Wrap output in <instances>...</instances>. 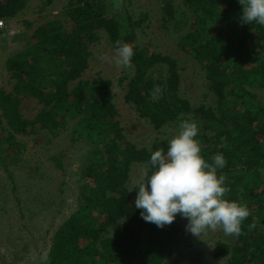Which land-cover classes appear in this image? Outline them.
<instances>
[{
  "label": "trees",
  "instance_id": "16d2710c",
  "mask_svg": "<svg viewBox=\"0 0 264 264\" xmlns=\"http://www.w3.org/2000/svg\"><path fill=\"white\" fill-rule=\"evenodd\" d=\"M29 2L0 0V14L12 20ZM184 2L192 19L184 22L189 29L178 44L206 71L216 108L194 107L180 95L175 57L138 46L133 47L134 74L125 97L157 130L195 121L205 158L223 153L227 164L220 174L231 189L226 196L245 203L250 215L234 244L218 241L213 255L228 258L227 264H264V98L258 92L264 90V26L241 23L239 0ZM113 3L121 4L68 0L64 13L72 24H41L6 62L16 83L12 92L0 90V130L3 126L6 131L0 132V164L10 179L14 181L10 163L23 151L18 135L41 129L57 135L74 121L72 144L90 145L82 162L78 207L56 230L46 264H163L175 246L191 244L183 229L187 219L178 215L164 228L145 222L127 187L132 164L146 166L152 152L166 149L169 139L138 147L125 135L112 81L101 78L90 84L81 79L100 29L115 49L117 41L132 45L136 39L131 15L117 13ZM163 11L166 23L174 17L173 3L164 2ZM122 19L128 21L126 30ZM28 96L43 104L32 119L20 109Z\"/></svg>",
  "mask_w": 264,
  "mask_h": 264
},
{
  "label": "rangeland",
  "instance_id": "374dc122",
  "mask_svg": "<svg viewBox=\"0 0 264 264\" xmlns=\"http://www.w3.org/2000/svg\"><path fill=\"white\" fill-rule=\"evenodd\" d=\"M113 3L117 13L131 15L136 39L132 47L148 48L178 60L181 85L179 93L188 98L194 107L202 104L216 108L217 97L210 89L206 71L196 59L179 47L180 37L189 29L190 10L184 0H119ZM171 1L174 17L165 23L163 4ZM68 0H30L27 7L11 20L13 33L0 52V90L12 92L16 83L7 69V59L21 51L31 39L35 28L50 20L72 24L65 15ZM108 15V14H107ZM125 27L127 19H122ZM30 22V24H26ZM99 38L90 43L89 66L81 79L96 84L101 78L112 81L115 104L119 110L126 137L138 147L151 148L156 140L170 139L179 131L170 123L157 130L148 118L140 116L131 102L126 100L129 80L134 66L115 64V53L108 33L98 32ZM101 57H104L102 59ZM162 72V67H159ZM160 73V72H159ZM264 98V90L258 91ZM43 104L34 97H24L21 112L26 118H35ZM74 121L52 135L46 129L30 135H18L23 151L10 163L14 181L0 164V264H46L52 239L59 226L78 207L82 175V162L90 145L72 144L71 130ZM3 126L0 132L4 135ZM144 164L134 163L127 182L129 191L142 182ZM138 188L130 193L137 198ZM184 223L183 229L186 231ZM111 230V227H110ZM187 232V231H186ZM191 236V244L175 246L172 257L163 264H227L228 258L213 255L218 241L235 242V235L222 230L208 232L202 237Z\"/></svg>",
  "mask_w": 264,
  "mask_h": 264
},
{
  "label": "clouds",
  "instance_id": "9594fccd",
  "mask_svg": "<svg viewBox=\"0 0 264 264\" xmlns=\"http://www.w3.org/2000/svg\"><path fill=\"white\" fill-rule=\"evenodd\" d=\"M239 2L242 24L264 26V0ZM134 55L130 44L116 42L117 66L131 67ZM178 128L167 148L152 152L142 170L145 179L134 187L138 188L135 209H141L144 221L158 228L171 225L180 215L188 221L186 231L195 237L217 230L239 236L250 211L245 203L226 196L231 189L226 185V177L220 174L227 164L223 153L205 158L195 121L185 119Z\"/></svg>",
  "mask_w": 264,
  "mask_h": 264
},
{
  "label": "built area",
  "instance_id": "2783aa9c",
  "mask_svg": "<svg viewBox=\"0 0 264 264\" xmlns=\"http://www.w3.org/2000/svg\"><path fill=\"white\" fill-rule=\"evenodd\" d=\"M12 29L11 20L6 19L0 14V52L8 37L13 33Z\"/></svg>",
  "mask_w": 264,
  "mask_h": 264
}]
</instances>
